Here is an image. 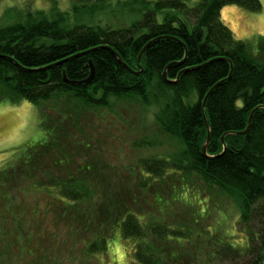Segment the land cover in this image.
Segmentation results:
<instances>
[{
  "label": "trees",
  "instance_id": "1",
  "mask_svg": "<svg viewBox=\"0 0 264 264\" xmlns=\"http://www.w3.org/2000/svg\"><path fill=\"white\" fill-rule=\"evenodd\" d=\"M104 1L77 0L73 16L56 6L47 11L10 8L9 21L0 22L1 98L38 103L68 95L85 108L108 110L115 101L134 99L154 109L157 127L177 137L181 149L139 158L122 169L114 163L122 157L120 138L108 133L104 142L111 149L106 145L104 157L90 160L89 151L100 149L83 133L75 111H64L57 120L42 112L43 137L19 147L21 160L17 167L0 170V185L9 174L30 178L38 169L51 170L44 190L57 198L61 217L73 212L57 226L74 235L75 247L90 256L107 253L108 241L119 230L133 240L137 264H198L197 253L231 264H264V40L253 54L246 43L234 42L218 19L224 4L259 11L260 0H197L193 6L186 0L149 1L141 18L115 28L91 24L81 15L103 7ZM89 61L94 67L89 83L64 82L63 72L71 80L85 79ZM143 142L132 146H149ZM113 171L117 178L104 191V212L88 219L74 210L84 200V183L94 185L102 176H114ZM233 203L240 214L237 223L248 233L242 246L224 237L229 220L224 208ZM183 209L190 212L185 225L151 221ZM211 210L219 219L194 232L191 224L209 219Z\"/></svg>",
  "mask_w": 264,
  "mask_h": 264
},
{
  "label": "rangeland",
  "instance_id": "2",
  "mask_svg": "<svg viewBox=\"0 0 264 264\" xmlns=\"http://www.w3.org/2000/svg\"><path fill=\"white\" fill-rule=\"evenodd\" d=\"M149 1L154 5V2L159 0H107L106 2L104 1L103 7L90 9L81 15L91 24H108L114 28L127 26L130 22L141 18L145 2ZM196 1L186 0V3L189 6H193ZM60 2L61 0H48L50 4L49 9L52 6H56V11H58V4ZM68 2L70 7L67 10H70L73 16L71 7L74 3L78 2L77 0H68ZM6 3L7 0H0L1 23L9 21L5 20V14L10 8L21 9V7L15 4L5 6ZM84 3L91 4V2ZM262 7H264V4H262ZM27 8L32 10L31 0H24V7L22 9ZM11 16L12 14H8L7 18ZM257 42L244 43L247 44L249 51L254 54L257 50ZM0 91H4L1 89V86ZM2 92H0V98L5 95ZM20 102L21 99L13 101L10 97L0 99V105H7L9 108L19 106ZM32 104L34 107L23 118L16 111L0 110V139L13 130L19 136L26 138L21 144L12 145L7 149L8 151H12L14 155L8 164L0 167V170L8 167V165L17 167L18 162L21 160V154L17 153L19 147H23L26 144L31 145L43 137L44 130L40 123L42 112L52 118V120H57L62 112L69 109L73 110L72 112L75 111L74 113L78 116L79 121L82 120L80 125L83 128V133L90 137L91 145L99 143L97 146L94 145V147L100 150L89 151L87 156L90 160L98 161V158L102 157V154L104 157L106 145L111 149L110 144L104 142V140L109 138L108 133L116 136L118 139L120 138L121 146L120 144L119 146L121 148L119 151L122 150V157H118L113 162L117 163L118 167L122 169L133 165L139 158L168 156L179 152L181 149V143L177 137L167 135L157 127L153 121L154 109L152 107L144 108L143 105L134 99L124 98L120 101H115L111 110L102 107L96 109L85 108L86 106L78 104L75 99L68 95H60L56 99L42 100ZM154 108L157 110L156 107ZM21 119L24 120V127L18 128L17 125ZM143 141H147L149 146H132V142L139 143ZM109 161L108 159L107 162L109 163ZM113 174L114 176H102V179L99 180L100 182L96 181L94 185H87V182L84 183L86 184L84 200L76 204L74 210L77 207L82 213L86 214L88 219L91 215H94V218H96L98 214L103 213L105 210L104 206L108 204V199L106 200L108 194L104 198V191H106L108 186L112 187L117 178L114 171ZM10 175L0 185V264H101V257L103 258V264H115L111 260L108 248L107 253L104 254L99 253L93 256L84 254L83 251L81 252L79 248L75 247L79 242L75 239V236L66 234L64 228L59 227V225L57 226V224L65 222V217L69 219L73 215V212L67 211L61 217V214L57 213V198H51L44 190L43 187L47 186L43 185L45 184L44 182L49 180L53 175L51 170L41 172V169H38L37 174L30 178H27L26 173L24 175H15V179H12ZM224 209L229 220L233 212L239 211L234 203L231 207L227 206ZM189 213L188 209L178 210L176 214H165L163 217L154 216V220L151 221L170 226H176L177 224L185 225L187 224L186 220ZM210 213L209 219L207 218L198 221V223L191 224L194 232L200 231L208 223L212 224L213 219H219V216L217 217L214 211L211 210ZM225 224L226 228L228 224ZM236 228L238 231L243 232V227L239 223H236ZM244 232L247 237V231L244 230ZM211 233L212 231H210ZM53 234L55 235L54 237ZM224 235H226L224 237L228 242L235 239V237L227 233H224ZM117 237H119L122 243H131L133 245V240L121 237L119 230L114 232L108 244ZM148 239L150 245H152L151 236H148ZM49 240L50 242L48 243ZM198 243L199 241L197 240L195 245H192V248L195 249ZM231 244L233 246L239 245ZM170 246L172 247L171 243ZM173 246L175 247L172 250L178 249V246ZM207 247L210 248L209 245ZM132 253L133 246L130 253L132 257L130 264H137L133 260ZM195 261L198 264H231L228 260L220 261L218 258L215 259L213 255H204L202 253H200V256L197 253Z\"/></svg>",
  "mask_w": 264,
  "mask_h": 264
},
{
  "label": "clouds",
  "instance_id": "3",
  "mask_svg": "<svg viewBox=\"0 0 264 264\" xmlns=\"http://www.w3.org/2000/svg\"><path fill=\"white\" fill-rule=\"evenodd\" d=\"M264 4V0H261ZM17 5L21 8L24 7V0H7L5 6ZM50 7L48 0H31V8L33 11H47ZM70 7L68 0H61L58 4L60 11H65ZM219 21L224 25L230 32L231 38L234 42H250L256 43L259 39L264 38V7L259 11H250L244 9L238 3L232 2L224 4L219 8ZM34 106L31 101L22 99L19 106L15 108H9L7 105H0V110L3 111H16L22 118L28 115L30 109ZM18 128L24 127V120L17 125ZM24 139L23 136H19L16 131H10L0 139V167H4L8 164L13 157L14 153L8 151L12 145L21 144ZM221 218L224 217V213H221ZM240 219L239 212H233L231 219L227 221L228 226L225 231L228 235L235 237L234 240L230 241L233 244L244 245L246 243V236L243 232L238 231L236 223ZM109 254L111 260L115 264H130L132 257L131 243H122L119 237L113 239L108 244ZM101 264H103V258L101 257Z\"/></svg>",
  "mask_w": 264,
  "mask_h": 264
},
{
  "label": "water",
  "instance_id": "4",
  "mask_svg": "<svg viewBox=\"0 0 264 264\" xmlns=\"http://www.w3.org/2000/svg\"><path fill=\"white\" fill-rule=\"evenodd\" d=\"M115 55L120 60L118 53H115ZM88 66H89V75L85 79H83V80H71V79H68L66 74H65V72H63V80H64V82L66 84H68V85H71V86H77V85L89 83L92 80L93 76H94V67H93V64H92L91 61H89V65ZM134 72H135V74L142 73V69H140L139 71H134ZM163 77L166 78V69L163 72ZM252 115H253V112H251L250 117L248 119L246 130H244V131H242L240 133L243 134V133H245L247 131V129H248L249 125H250V121H251ZM208 141H209V128L207 127V137H206V140H205V142H204V144H203V146L201 148V151H202V153L204 155L206 154V148H207V145H208ZM224 149H225V146H223V151H224Z\"/></svg>",
  "mask_w": 264,
  "mask_h": 264
}]
</instances>
